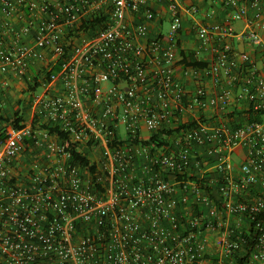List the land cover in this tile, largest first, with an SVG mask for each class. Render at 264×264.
Instances as JSON below:
<instances>
[{
	"label": "built area",
	"instance_id": "1",
	"mask_svg": "<svg viewBox=\"0 0 264 264\" xmlns=\"http://www.w3.org/2000/svg\"><path fill=\"white\" fill-rule=\"evenodd\" d=\"M166 1L170 30L152 37L147 25L128 21L137 13L155 18L149 0H0V35L14 31L21 40L36 30L28 48L0 43V78L26 77L42 50L66 56L56 75L63 91L35 93L34 118L25 126L0 125V264H214L210 238L219 260L264 264V122L230 129L181 121L196 108L228 110L240 101L264 109V73L249 54L225 43L205 68L186 69L198 83L188 91L177 77L184 9L180 0ZM248 1L264 7L261 0H229L235 20L247 16ZM105 4L109 26L94 38L74 33L66 52L65 28L76 32ZM26 5L33 15L15 31L11 19ZM231 30L230 24L202 27V48L214 32ZM249 37L264 44L256 31ZM222 75L231 76L234 88L210 95L205 79ZM9 85L3 78L0 92ZM181 124L186 127L163 135L173 145L144 144ZM56 129L82 153L91 150L95 173L75 160ZM213 145L221 210L199 185L177 180L190 168L196 146ZM239 148L246 159L235 183L229 155ZM242 192L249 197L236 199ZM191 195L220 218L218 225L205 212L192 214Z\"/></svg>",
	"mask_w": 264,
	"mask_h": 264
},
{
	"label": "crops",
	"instance_id": "2",
	"mask_svg": "<svg viewBox=\"0 0 264 264\" xmlns=\"http://www.w3.org/2000/svg\"><path fill=\"white\" fill-rule=\"evenodd\" d=\"M229 0H180L183 11V28L180 33V43H179V68L177 70V77L182 81L186 89L190 92H194L198 83L194 79L193 75L189 73L185 74L186 69H191L192 66H187L184 63V59L187 62H190L191 58L197 59L200 62L207 63L208 65L214 59L217 50L221 48L225 43H230L235 53H247L249 54L256 62L257 67L261 72L264 73V44L261 46L254 45L250 40V33L253 31L258 32L264 41V7H255L252 6L251 2L246 3L249 6L248 14L246 17L240 20H235L233 14L236 12L235 8L228 6ZM243 2V0H240ZM264 2V0H261ZM56 5L60 3V0H52ZM149 6L155 13V18L148 19L145 14H129L128 21L131 24H145L148 26L150 35L156 37L159 35H166L164 32V23L165 21H170L171 14L169 12L168 3L166 0H149ZM109 5L105 4L102 7L101 11H94L90 18L94 14H109ZM193 7L197 8V11L192 10ZM104 10V11H103ZM38 19L41 18L40 11H37ZM33 13L30 11L29 7L23 6L20 8L19 13L14 15L11 19L12 27L15 31L22 29L27 21L32 17ZM232 26L230 34L214 32L210 37V42L207 45V48H202L200 31L202 27H211L214 25H227ZM66 29V28H65ZM67 30V29H66ZM65 33V41L70 42L74 41V37L68 38L67 32ZM103 30L96 32L92 35L89 32H83L81 36L85 38H94L102 33ZM76 33V32H75ZM35 34L36 30L33 29L31 33L23 35L22 39L19 40L14 31L5 32L2 31L0 35V43L5 45L8 48L12 49H25L32 46L35 43ZM57 58L54 57L52 51L42 50L39 57H36L33 60L31 69L26 77H17V76H7L0 78V87L3 78L9 80V87L0 92V116L1 117H10L15 112L21 111L26 119V121H31L34 118V111L31 108V99L32 92L37 93L39 88H43V91H52L54 93H60L64 89L63 80L61 77L53 76L51 81H47L45 78V69L50 65L55 64ZM239 73V76L243 73ZM59 74V73H58ZM57 74V75H58ZM35 77L39 78L40 86L37 87L34 91L30 90L29 87L32 84L35 85L33 79ZM210 95H215L226 88H234L231 76L222 75L219 79L211 77L205 79L204 82ZM239 83H237L238 85ZM235 85V87L237 86ZM238 87V86H237ZM238 91V88H236ZM31 92V93H29ZM21 101V104L20 102ZM248 101L234 102L230 109L221 110L210 108L206 111H202L198 108L195 109V112L190 113L182 118L183 123L188 118L190 120L201 119L203 122L208 123L212 127H227L230 129H235V126H239L242 122L241 116L238 114L231 117L230 115L237 110L244 111L243 115H246L251 107ZM264 121V117H263ZM180 123L174 122V127H177ZM1 125V121H0ZM169 143L173 145L172 138L169 140ZM216 146L209 147H199L196 146L193 149V158L190 168L187 171L188 176L196 175L199 178H210V181H217L220 176L217 163V152ZM245 150L239 148L234 152L230 153L229 158L234 164L233 170L230 172V175L233 181L236 183L241 177V167L245 162ZM217 190H215L216 192ZM216 197L214 200L217 204L221 203L222 196L218 193H215ZM248 194L243 192L236 194V199H246ZM195 202V197L191 195V203ZM208 216V215H207ZM220 220V218H219ZM237 224V223H236ZM244 232H248V226L246 223L243 224ZM243 233V232H242ZM247 234V233H246ZM245 238L248 240L249 236L245 235ZM209 249L213 251L215 258L213 259L214 264H230V260H219L217 253H215V243L213 239L207 243ZM233 260V259H232Z\"/></svg>",
	"mask_w": 264,
	"mask_h": 264
},
{
	"label": "trees",
	"instance_id": "3",
	"mask_svg": "<svg viewBox=\"0 0 264 264\" xmlns=\"http://www.w3.org/2000/svg\"><path fill=\"white\" fill-rule=\"evenodd\" d=\"M110 17L109 14H94L92 15L90 18L84 19L83 23L81 25V27L79 29L76 30V33L79 32H89L92 35L96 34V32H99L100 30L106 29L109 26L110 23ZM67 29V30H66ZM66 32H67V36L68 38L70 37H74V28H66ZM73 45V41H70L69 43L64 41V47L66 49V52L71 49ZM66 58V56H62L60 59H57V61L55 62V64L50 65L47 69H45V78L47 81H51L52 77L57 75L61 69H62V64L64 62V59ZM184 63L187 66H192V67H196V68H205L208 64L204 63V62H200L197 59H194L193 57L191 58L190 62H187L186 59H184ZM33 81L35 82V85L32 84L31 81V85L29 87L30 90L34 91L37 87L40 86L39 83V78L35 77L33 79ZM21 104V101H19ZM238 110V109H237ZM235 110V112H233L230 116L233 117L235 115H239L241 116L242 122L240 123V125L235 126V128L240 127L245 125L246 123H251V122H264L263 121V117H264V109H258L256 110L255 108L251 107L248 111H246V115L244 116L243 113L244 111H238ZM0 121L1 124L2 123H9V124H13L17 127H23L26 125V119L23 115V113L21 111H17L15 112L12 116L10 117H1L0 116ZM196 121L195 120H191L189 122L188 126H192L195 125ZM186 125H180V127L178 129H172V130H166L163 131L161 134L154 136L151 138L150 141H145L144 144L145 145H156L157 147H169L171 146V144L169 143V140L167 139H163V135L165 134H173L175 131H178L181 128H185ZM57 132H59L61 134V136L64 137L67 145L69 148H71L72 152H73V156L75 158L76 161H78L82 166L84 167H88L89 170L91 171V173H95V169H96V165L92 163L91 159L89 157H87L86 155H84L75 144H72L68 141V136L66 133L64 132H60L57 129L55 130ZM220 177V176H219ZM218 177V178H219ZM177 180L178 181H191L192 183H196L197 185H199L205 192L206 194L210 197V199L214 200V198L216 197L215 193H218L219 195H221L219 193V184L216 181H210V178H199L196 175H191L188 176V174H184V175H177ZM215 190H217L215 192ZM215 201V200H214ZM215 203H217L215 201ZM218 208H221L224 206V204L220 203L217 204ZM209 207H202L199 203L194 202L190 204V209L193 215H200L203 212H205L206 215H208V218H211L213 223L215 225H218L219 223V218H216L215 216L211 217L212 214H210V209H208ZM224 219V218H223ZM232 228H236V222L234 220H232ZM254 225H252L251 227H253ZM225 227H223L224 229ZM241 228V227H240Z\"/></svg>",
	"mask_w": 264,
	"mask_h": 264
},
{
	"label": "rangeland",
	"instance_id": "4",
	"mask_svg": "<svg viewBox=\"0 0 264 264\" xmlns=\"http://www.w3.org/2000/svg\"><path fill=\"white\" fill-rule=\"evenodd\" d=\"M169 30H170V21H165V23H164V32H165V34H168ZM42 91H43V88H39L37 93H41ZM29 93H31V92H29ZM34 94L35 93H33V92L30 94V95H32V98H33ZM81 150L83 151V153L85 155L90 157V159H92V160L95 159V156H94V154H92L90 149H87V148L84 147Z\"/></svg>",
	"mask_w": 264,
	"mask_h": 264
}]
</instances>
